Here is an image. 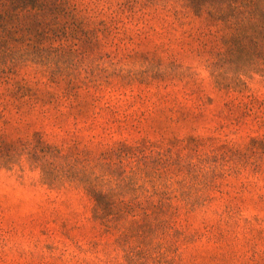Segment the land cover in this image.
I'll list each match as a JSON object with an SVG mask.
<instances>
[{
  "label": "rangeland",
  "instance_id": "obj_1",
  "mask_svg": "<svg viewBox=\"0 0 264 264\" xmlns=\"http://www.w3.org/2000/svg\"><path fill=\"white\" fill-rule=\"evenodd\" d=\"M129 26L126 33L98 32L96 38L89 27L78 49L74 40L62 51L50 49L59 64L52 67L55 82L39 85L45 97L35 108L9 105L0 113L1 138L93 151L120 140L168 147L177 138L184 142L172 150L194 161L207 156L211 163L229 159L225 168L252 164L241 174L218 176L216 199L180 219L187 234L198 235L170 248L158 223L143 224L142 236L123 246L93 220V202L83 190L51 187L41 167L23 155L22 168L0 169V264H264V124L256 120L264 110L258 104L245 110L240 101L248 98L216 86L190 46L162 45L161 35L151 31L143 38ZM24 70L42 77L40 68ZM71 77L78 78L72 84L77 88L62 92ZM246 83L244 94L264 99V78ZM61 94L77 96L86 115L75 120L64 103L54 102ZM93 97L98 101L89 108ZM192 142L200 144L198 152L190 150ZM43 163L50 173V159ZM227 204L235 208L233 216L220 214ZM206 227L210 232L200 236Z\"/></svg>",
  "mask_w": 264,
  "mask_h": 264
},
{
  "label": "trees",
  "instance_id": "obj_2",
  "mask_svg": "<svg viewBox=\"0 0 264 264\" xmlns=\"http://www.w3.org/2000/svg\"><path fill=\"white\" fill-rule=\"evenodd\" d=\"M129 25L143 38L151 31L161 35L162 45L190 46L216 86L248 98L240 101L245 110L256 104L264 110V99L244 94L247 79L264 78V0H0V113L9 105L18 111L23 106L33 109L44 99L39 85L50 87L56 79L52 67L59 65L50 49L62 51L70 40L78 49L80 35L89 27L88 35L96 38L98 32L126 33ZM28 67L40 68L42 77H29L24 70ZM77 80L71 77L62 92H72ZM97 101L93 97L86 105L95 107ZM54 102L64 103L75 120L87 113L77 96L56 95ZM97 115L92 112L91 118ZM256 120L264 124V113ZM183 142L174 138L164 147L146 140H120L93 151L89 146H48L40 140L7 142L0 136V169L22 168L27 155L28 162L41 167L42 180L51 187L83 190L93 202V220L105 233L117 234L123 246L142 236L143 224L158 223L171 248L180 238L190 241L198 235L187 234L180 219L216 199L214 192H221L218 176L241 174L252 164L237 161L225 168L229 159L211 163L207 156L194 161L172 150ZM199 146L193 143L190 150L198 152ZM48 159L50 173L43 163ZM260 164H253L256 173ZM235 213L229 204L220 211L227 217ZM209 232L206 227L199 235Z\"/></svg>",
  "mask_w": 264,
  "mask_h": 264
}]
</instances>
